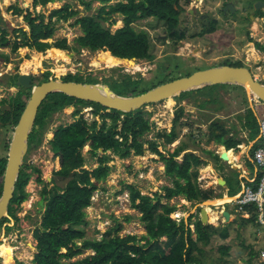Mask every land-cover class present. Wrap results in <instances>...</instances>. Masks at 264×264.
<instances>
[{"label": "trees", "instance_id": "16d2710c", "mask_svg": "<svg viewBox=\"0 0 264 264\" xmlns=\"http://www.w3.org/2000/svg\"><path fill=\"white\" fill-rule=\"evenodd\" d=\"M52 1L55 0H32L33 10L27 8L23 15L28 29L9 27L0 16V47L8 46L11 51H16L21 46L36 48L38 51L47 48L66 51L64 49L69 48L66 37L56 39L53 46L42 41L41 38L53 35L55 26L52 17H55V20H67L77 15L79 11L71 7L70 3L64 2L61 6L50 9L48 19L45 21L44 13L35 12L34 8L37 5L43 7ZM82 1L85 9L90 8L92 0ZM97 1L101 5L96 15L84 13L75 18L74 23L79 24L81 33L75 37L77 45L74 47H87L101 52L108 50L119 60L141 58L151 60L154 57L149 34L144 29L137 30L133 27L132 22L135 19L153 16L157 19L177 21L175 8V5H178L177 0H115L112 3H107L108 0ZM12 7L18 14L23 10L16 5ZM113 13L122 16L123 24L112 31L109 25H104L101 21L110 19L112 23ZM2 55L4 62L8 63V55L4 53ZM50 74L49 70L44 71L42 81L47 80ZM15 78V74L12 79L10 77V85H16ZM61 79L98 81L97 78L90 76L79 79L71 73L61 76ZM112 82H121L128 89L118 91L112 86ZM107 84L120 94H135L146 90L142 88L138 91L137 88L143 86L141 78L139 76L132 78L129 74L119 80L108 79ZM238 86L242 88L245 100V90L241 85ZM18 88L17 92L0 99V102L7 105L5 109L0 108V125L11 127L18 121L29 96V87L18 86ZM185 92L187 91L174 97H183ZM44 100L38 108L33 130L29 134L30 145L33 146L40 142L42 130L53 112L69 105H74L75 110L74 119L70 123L57 125L48 135V142L53 156L58 158L59 168L52 172L51 187H48L50 182L45 181L41 189V197L46 202L40 225L33 230L36 250L32 264H206V247L211 245L214 235L225 241L230 235L228 226L232 221L216 226L213 223H203L198 214L192 219L194 213H190L187 217L182 216L180 219L171 216L176 206L169 200L178 195L194 204L211 197L210 190L201 187L197 181L198 165L205 161L200 154L186 150L178 160L176 155L187 147L186 142H181L173 151L165 148V144L171 142L178 134L180 118L184 114L183 107L179 106L175 110L168 132L158 131L154 139L148 140V149L159 155V159L164 163V173L170 178L171 183L162 185L161 191H155L153 195L142 193L134 184H125L129 190L131 206L140 212L139 219L145 232L140 235L130 232L119 234L122 224L115 219V224L101 232L99 238H89L85 236L79 225L85 221V207L91 205L92 195L99 187V181L104 180L111 169L108 163L110 158L106 151L110 150L120 156H126L131 150L136 154L142 153L145 141L143 142L140 137L150 128L149 120L144 115V106L124 112L63 92L50 93ZM86 105L93 107L91 108L93 114L101 117V125H98L96 119L87 122L83 110L79 111ZM244 120V125L251 128L250 138H253L258 133V122L250 107L246 108ZM221 127L219 122L213 121L210 124L208 139L215 138L217 141H222L227 148L240 142L234 134L229 135L227 130ZM198 132L200 135L203 134L202 131ZM224 132L228 135L226 140L223 139ZM85 143H88L91 154L97 155V164L92 168L84 166L85 157L81 149ZM257 144H254L253 150ZM99 147L102 148L100 154ZM204 151L209 152L208 149ZM214 158H217V155ZM5 161L6 156L0 159V175L3 173ZM34 170L38 174L37 181L44 182L40 169L34 167ZM29 177V172L24 169L20 171L11 200L14 203H20L26 198L27 191L24 186ZM234 192L231 190L230 195ZM244 208L251 213L248 220L255 222L254 205L247 204ZM197 209L199 210V207ZM124 220H130V216L125 215ZM87 249H91L92 252L76 257ZM229 250L230 245L225 242L217 247L219 258L224 264H231L228 259ZM253 255H256V252L250 249L245 264H251Z\"/></svg>", "mask_w": 264, "mask_h": 264}, {"label": "rangeland", "instance_id": "374dc122", "mask_svg": "<svg viewBox=\"0 0 264 264\" xmlns=\"http://www.w3.org/2000/svg\"><path fill=\"white\" fill-rule=\"evenodd\" d=\"M1 1L3 0H0V15L2 18H4L6 24L9 27H24L25 29H28L27 22L23 19V16L16 14L10 9H7V7L1 4ZM31 1L32 0H15L14 3L17 4L18 2L23 9L26 6H29L30 9L32 8L31 10H33ZM114 1L115 0H111L110 2L112 3ZM64 2L70 3L71 7L79 11L78 14L69 17L67 20H55V17H52L55 26L53 35L47 38H41V40L46 41L50 44V46H53V42L56 39L66 37L68 39L69 48L64 50L71 52V55L56 62L54 59L46 57L47 49L43 51L40 50L39 53H41V55L39 58H37V53L35 52L38 50L36 48L21 46L18 47L16 51H11L10 47H0V97H7L14 93L17 89L15 86L9 89H6L7 87L4 86L5 81L9 77L10 73L14 71L30 72L36 76H39L42 70L43 72L49 70L51 72L50 76L57 78L71 73L74 74L75 77H79V79L90 76L105 83H107L108 79L119 80L121 77L129 74L132 76V78H138V76L141 78V85L143 86H139L137 88L139 91L142 88L147 89L160 82L187 75V73L189 74L193 72L194 69H202L210 66L208 63L203 62L197 67L188 68L187 71H179L178 69H175L173 63H171V60H168L170 58L168 55H170L173 49L171 47L166 48V45H160L161 41H159V38H157L158 33H163V23L159 22L158 19L153 16L139 17L132 22V25L135 29H144L148 32L152 43V52L155 55L153 59L149 61L145 58H142L132 60V62L118 60L117 64L113 66H105L104 63L96 66L91 61L101 60L100 58L102 55L105 53H111L108 50L101 52L99 50H90L87 47L75 48L74 46L77 45L75 37L81 33V28L79 24L74 23V20L78 15L84 13L96 15L101 3L97 0H92L90 8L85 9V5L82 0H56L51 3H46L43 7L38 5L36 8H34V10L35 12L40 11L41 13H44V19L46 21L48 19L49 10L53 7L61 6ZM175 8L177 9V5H175ZM32 15H34V12H32ZM111 20H113L112 23L110 22V19L102 20L101 22L104 25H109V28L112 31L123 24L122 16L119 13H113ZM238 20H242L241 16L238 18ZM254 21L257 22L256 19H254L252 22ZM262 28L261 35L264 36V23L262 24ZM243 48L244 51L241 50V48L238 50L236 47L229 49V51L238 55H242L243 53L245 58H258L261 62L264 60V56H262L264 52L260 51L262 49L257 48V45H255V48H253L252 41L243 45ZM1 53L8 55V63L4 62L3 55ZM253 56H255V58ZM37 62L39 63L37 64ZM24 63H28L30 65V68L27 69V71L23 69ZM165 63L168 64L167 68L163 67V64ZM236 63L239 62H230V64ZM250 69L251 71L255 70L253 66H250ZM169 70L170 73L168 74ZM138 73L141 74L138 75ZM255 73L258 78H261L262 75H259L258 72ZM38 80L40 79H36V81ZM112 86H114V88L118 91H126L128 89L121 82H112ZM232 90L234 91L233 93H237V102L234 104L230 103V96L228 99H225L226 103H230L233 106L228 107L224 111V114H227L230 111H236L234 114L235 120L233 122L235 127L233 132L236 134V132L241 133L239 122L241 121V118L244 117L246 112L245 107L247 105L243 99L242 88L236 84L216 83L198 88L196 90H189L184 93L185 95L183 97H172V99L169 101L164 99L145 105L143 110L144 115L147 117L150 124V128L140 137L143 142L145 141L143 143V149L145 151L140 154H136L133 152V150H131V152L126 156H120L112 151H106L110 158L109 164L111 165V169L105 179L99 181V187L92 195L91 205L85 207L86 218L85 221L79 225L84 231L85 236L89 238H99L101 236V232L115 224V219H117L122 224V228L118 232L119 234L130 232L140 235L144 233L145 230L142 227L141 221L139 219L140 212L137 208L131 206L129 190L125 184H134L140 189L142 193L153 195L155 191H161L160 188L162 185L171 183L170 178L164 173V163L161 159H159V155L148 149V140L154 139L158 130H162L163 132L169 130V126L166 125L170 123L168 122V119L174 115V112L178 107L177 103L180 101L187 102L188 99L192 100V102L183 104L184 116L187 118V120H185V125L191 126V128L193 127L191 132L203 130L206 127H208V131L210 125L207 126L206 124H208V120L211 117L204 119L201 117V114L192 112L191 110H193V108L190 109V107H193L194 104L197 105L196 101L201 102V105H206L208 102H213L214 105H218L219 97L214 96L212 93H215V91L232 92ZM91 108L93 107L86 105L80 108L79 111L82 112L83 110L87 118V122L96 119L98 125H101V117H98V114L94 115L91 111ZM74 110L75 107L73 105L71 107L65 106L53 112L42 130L40 142L33 146L28 152L26 162L24 161L22 166V169L30 173V177L25 184L27 196L20 203H14V215H12L13 218L10 217L6 222H2L0 224V264H19V262L22 264H32V258L36 250V240L33 237V230L35 227L40 225L41 215L45 208L46 202V200L41 197V189L45 181L50 182L48 187H51L52 172L59 168V161L57 157L53 156V151L48 142V135L55 130L57 125L70 123L74 119ZM258 114L259 116L261 115V110H258ZM195 115L196 117H194ZM213 119L217 120L219 117H213ZM108 120L109 119H107V121ZM217 121L219 122V120ZM221 121L222 125L226 127L230 123L226 122L225 120ZM119 127L120 123L117 125L118 129ZM243 128L244 130H247L245 127ZM189 134H184V130H181L179 136L175 138V141H172V144L170 145L166 144L165 148L171 151L175 145L179 144L178 139H180L181 142H186L188 147L196 150L197 153L206 155V153L203 151L207 145L205 144V137L201 139L202 144L199 142L194 143L189 139ZM10 137V129H7V132L2 134V138L3 140H7L10 139ZM173 142L175 143L174 146ZM3 150L4 148L0 147V155L4 153ZM81 151L85 157L84 166L86 168L94 167L97 164V155L91 154L88 143L83 145ZM98 153L100 154L101 152L99 151ZM178 156L181 158L180 156L182 155ZM34 167L40 169V174L44 182L37 181L36 177L38 174L37 171L34 170ZM169 202L174 203L176 206L175 211L171 213L172 217L180 219L182 216L187 217L190 213H194L195 215L192 218L194 219L197 214L200 216L199 210L197 208L198 206H202L201 204L204 202V200L196 206V204L185 200L181 195H178L170 199ZM217 203L219 202L217 201L214 203L216 205L211 204V207L214 210L219 208L220 212V205ZM224 205L226 206V209L229 208L231 211H233L232 204L227 203ZM220 214L219 220H216L215 222L210 221L209 223H219V225H223L228 220V222L232 221L228 226L230 235L225 241H222L217 235H214L211 245L206 247L207 250L205 254V263L224 264V262L219 258L220 254L219 251H217V247L220 243L225 242L230 245L228 259L231 264H245V259L249 257L250 249L256 252V255H253L252 257L251 264H264V260L260 257V255L258 256V250L264 248V225L258 226L257 223L249 220H245V222H243L242 217L236 215L235 212L229 219H225L222 212ZM125 215H129L130 220H124ZM205 218L208 220L206 214ZM233 218L234 220H232ZM88 252H92V250L87 249L84 253L79 254L76 257H81ZM9 256H11V258H9Z\"/></svg>", "mask_w": 264, "mask_h": 264}, {"label": "flooded vegetation", "instance_id": "af4514ba", "mask_svg": "<svg viewBox=\"0 0 264 264\" xmlns=\"http://www.w3.org/2000/svg\"><path fill=\"white\" fill-rule=\"evenodd\" d=\"M110 1L111 0H108L107 3H109ZM257 1L258 0H177L178 5L176 9V22L158 19L159 22L163 23V33L157 34V38H159V41H161L160 45H166V48L171 47L173 49L170 55H168L170 57L168 60H171L174 68L178 69L179 71H187L188 68L197 67L203 62L208 63L210 66L230 64V62H239L242 65L247 66L252 74H255V72H261V70L264 69V60L261 62L258 58H245L243 53L242 55H238L229 51V49L233 47H236L238 50L240 48L241 50H243V45L248 44L250 41H252L253 48H255V45H257V48L262 49L260 51L264 52V36L261 35V29H263L262 24L264 23V0H259L262 2V5L259 8L255 6ZM240 16L242 18L241 21L238 20ZM254 19H256L257 22H252ZM262 56H264V54ZM253 57L255 58V56ZM145 59L149 60L147 58ZM165 64H163V67L167 68L168 64ZM250 66H253L255 70L251 71ZM169 73L170 70L168 74ZM10 74H15V72ZM140 74L141 73H138V75ZM43 77V70L41 71V74L39 76L32 74L31 85L41 82ZM36 79L40 80L36 81ZM8 83H11V80H9ZM31 85L28 86L29 94ZM15 88H17L15 92H17L19 90L18 86H15ZM212 94L219 97V107H217V105H214L213 102H208L206 105H201V102L196 101L197 105L194 104L193 110L191 111L201 114V117L204 119H208V117H211L208 120V124H206L207 126L210 125L213 121L218 122L217 120H219V124L222 126L221 128L226 129L229 135H233V131L235 128L233 122L235 120L234 114L236 111H230L227 114H224L223 108L225 107V105H232L237 102V93H232L230 91H215V93L213 92ZM228 96L231 97L230 103L232 104L225 102V99H227ZM187 102H192V100L188 99ZM0 108L5 109L7 108V105L0 102ZM217 116L219 117V119L214 120L213 117L216 118ZM194 117H196V115ZM221 120H225L226 122L230 123L226 127L222 125ZM8 126L0 125V147L4 148V153L0 155V159L6 156V161L10 139L3 140L2 134L6 133L7 129H10V133H12L14 125L11 127ZM207 128L208 127L204 128L202 132L208 135L210 128L208 129V131ZM191 130H193V127L191 128V126H187L185 133L189 134L191 133ZM220 133L221 130L219 129V134ZM222 135L225 136L226 133L224 132ZM198 137H200V135ZM6 142L7 146H5ZM32 147L33 145H30V140L28 137V147L24 155L25 162L28 152ZM143 151L145 150L143 149ZM22 168L23 167L20 168V171L22 170ZM2 175L3 173L0 175V194L2 190ZM15 187L13 190V194L15 191ZM11 200L7 205V215L0 218V221L3 223L6 222L8 218H13L12 215H14V202Z\"/></svg>", "mask_w": 264, "mask_h": 264}, {"label": "water", "instance_id": "95a60500", "mask_svg": "<svg viewBox=\"0 0 264 264\" xmlns=\"http://www.w3.org/2000/svg\"><path fill=\"white\" fill-rule=\"evenodd\" d=\"M261 5L262 2L259 0L255 4L257 8ZM128 61L132 62V60ZM15 74L16 85L23 87L31 85L32 73L21 71L15 72ZM262 80H264V76H262V79L255 78L245 65L234 66L230 64H219L197 69L187 75L160 82L135 94L117 93L107 83L101 81L63 80L54 76H50L47 80L39 83L32 84L25 106L18 121L13 126L8 144L7 161L2 175L0 218L7 215V205L13 197L15 183L24 162L29 134L34 127L38 108L48 94L63 92L69 96L99 102L103 106L128 112L150 103L167 98L172 99V97L184 91L196 90L216 83L241 85L250 97L256 96L264 101V81ZM6 87H10L9 83H7ZM68 107H71V105ZM99 151H102L101 147H99ZM225 151L220 153V157L224 160H226ZM223 212L229 214L227 209H222ZM199 213L200 220L203 223L210 222L205 220L203 206H199Z\"/></svg>", "mask_w": 264, "mask_h": 264}, {"label": "crops", "instance_id": "0c3cea01", "mask_svg": "<svg viewBox=\"0 0 264 264\" xmlns=\"http://www.w3.org/2000/svg\"><path fill=\"white\" fill-rule=\"evenodd\" d=\"M14 2H15V0L14 1L13 0H7V1L3 0V1H1V4L4 5L5 7H7V9H10L13 12H14V9L12 7L13 5H16L17 7L22 8V6H20L18 2H17V4L14 3ZM52 2H54V1H52ZM48 3H51V2H48ZM31 6H32V1H31ZM27 8L30 9L29 6H26L24 9L22 8L23 10L20 13V15L23 16L26 13ZM35 8H36V6H35ZM16 14H18V13H16ZM11 73H13V72H11ZM258 73H259V75L264 76V69L261 70V72H258ZM13 76H14V74H10L9 75V77L5 81L4 86H7V83L9 82V80H11L10 77L12 78ZM262 76H261V79H262ZM256 77L257 76H256V73H255V78ZM11 87H14V85H11L9 88H11ZM233 92L234 91L232 90V93ZM228 98H229V96H228ZM245 102L247 104L245 109L247 107H250L253 110V113L255 114V116L257 118V122H258V119L260 117L259 114H258V110H261V106L258 105V107L255 108V106L252 105L251 97L249 95H247V93H245ZM185 103H186V101H180L179 103H177V106L178 107L179 106L183 107L184 106L183 104H185ZM231 106H233V105H225V107L223 108V111H225L228 107H231ZM217 107H219V104L217 105ZM192 108L193 107H190V109H192ZM183 110H184V107H183ZM173 116L174 115H172V117H169L168 122H170V123L166 125V126H169V130L171 128L170 125H171V121L173 119ZM185 120H187V118L183 114L181 116V118H180V122L181 123H180V127H178V134L176 135L175 138H177L179 136V133H180L181 130H184V134H186L185 130H186L187 126L185 125L186 124ZM244 121L245 120H244V117H243V118H241V121L239 122V125H240L239 128L241 129V133H238V132H236V134L234 133V136L236 138L240 139L239 143L227 148L223 144L222 141H217L215 138H209L208 139V135L207 134L203 133V134L200 135L198 131L201 132L202 130H197V131L191 132L189 134V139L191 141H193L194 143H198L199 142L200 144H202V140L201 139L203 137H205V141H206L205 144H207V145L205 146L204 149H208L209 152L207 153L203 149V151L206 153V155H202L200 153H197L196 150L191 149L190 147H188V144H187V147L184 148L183 150H181L179 152V154H178V155H182L183 152L186 151V150L187 151H192L194 153L200 154V156L203 158V160H205V161H203V163L198 165L197 181H198V183L200 184L201 187H203L204 189L210 190V192H211V197L210 198H221V197H224V196L231 197V196L235 195L242 188L243 185H248V184L249 185H254V181H252L251 179L254 178V180L256 181V179H257V177H258V175L260 173V168L257 167L256 163L254 162V157H253V151H254L253 150V146L256 143L259 144V138H258L259 130H258V133L253 138H250L251 128H249L248 126H245L244 125ZM243 127H245V129H247V130H244ZM158 131H162V130H158ZM168 131H166V132H168ZM197 132L200 135V137H198L199 135L197 134ZM196 135H198V136H196ZM227 136H228L227 134L225 136L223 135V139L226 140ZM175 138L172 141H175ZM246 139H247V142H246ZM172 141L168 142L166 144L170 145V144H172ZM178 141H179V144H180L181 140L178 139ZM166 144H165V146H166ZM174 144L175 143L173 142V146H174ZM179 144L175 145V147H177ZM258 144H257V146H258ZM175 147H173V149L171 151H173L175 149ZM220 147H222V150H220ZM229 149H231L233 151V153L235 154L234 155L235 156L234 164L230 163L229 155H226V160H224L223 158L220 157V153L223 150L227 151ZM178 155H176V159L180 160ZM215 155H217V158H214ZM219 177H221L223 179L222 183H219L217 181L219 179ZM231 190L235 191L232 195H230V191ZM199 204H200V202L196 203V206L199 205ZM217 204L220 205V211L221 212H222V209H226V206L224 204H227V203H223L222 204L220 202V203H217ZM231 204H232V207H233V211H231L229 208L227 209L231 216L235 212L236 215L242 217V221L243 222H245V220H248V217L251 214L248 210H246L245 208H243V210L238 209L237 206L235 205V203H231ZM212 205H216V204H212ZM217 210L216 211L218 213V217H217L216 220H219V214H220L219 208H217ZM232 220H234V218ZM228 221H226V222H228ZM254 223H257L258 226L262 225V224H260L257 221V219H255ZM214 225L220 226L219 223H217V224L214 223Z\"/></svg>", "mask_w": 264, "mask_h": 264}, {"label": "built area", "instance_id": "2783aa9c", "mask_svg": "<svg viewBox=\"0 0 264 264\" xmlns=\"http://www.w3.org/2000/svg\"><path fill=\"white\" fill-rule=\"evenodd\" d=\"M251 100L252 105L255 106V108H257L258 105L261 106V115L258 119L259 144L253 151L254 162L257 167L260 168V173L256 181L254 178L251 179L254 181V185H243L235 195L229 198V200L222 201L221 203H235L237 208L241 210H243L244 205H254L256 219L260 224L264 225V101L256 96L251 97ZM259 255L264 259V248L259 250Z\"/></svg>", "mask_w": 264, "mask_h": 264}, {"label": "bare ground", "instance_id": "6f19581e", "mask_svg": "<svg viewBox=\"0 0 264 264\" xmlns=\"http://www.w3.org/2000/svg\"><path fill=\"white\" fill-rule=\"evenodd\" d=\"M7 1V0H6ZM35 53L36 54V57L39 58V56L41 55V53H39V51H36ZM71 54L68 53L67 51H61V50H56V49H50V48H47V51H46V57H50L52 59H54L56 62L58 60H61V59H64L65 57H69ZM101 60H93L91 61L94 65L96 66H99L100 64L104 63L105 66H113L115 64H117V61L119 60L118 58L112 56L111 54H104L102 55V57L100 58ZM131 62V61H130ZM39 62H37L38 64ZM90 66V65H89ZM92 66V65H91ZM30 68V65L28 63H24L23 64V69L25 71H27V69ZM167 101H169L167 99ZM168 106V105H167ZM171 107V106H170ZM164 112V111H163ZM163 114V113H162ZM169 120V119H168ZM160 121V120H159ZM220 150H222V147H220ZM224 151V150H223ZM225 155H229L230 157V163L231 164H234V159H235V154L233 153V151L231 149L225 151ZM217 181L219 182H222L223 180L221 178H219ZM230 197L228 196H224V197H221V198H212V199H207V200H204V202H202V206H203V211H204V214H206L207 218L209 221H212V222H215L217 217H218V213L216 210H214L212 207H211V204H214L216 203L217 201L220 203L222 201H226L228 200ZM221 213V211H220ZM223 216L225 219H229L231 217L230 213H226V212H223ZM3 247V246H2Z\"/></svg>", "mask_w": 264, "mask_h": 264}, {"label": "clouds", "instance_id": "9594fccd", "mask_svg": "<svg viewBox=\"0 0 264 264\" xmlns=\"http://www.w3.org/2000/svg\"><path fill=\"white\" fill-rule=\"evenodd\" d=\"M253 76H254V74H253ZM255 77V76H254ZM256 78H258V77H256ZM261 79V78H260ZM262 81H264V80H262ZM10 85V84H9ZM11 86V85H10ZM16 86V85H15ZM18 86V85H17ZM175 218V217H174Z\"/></svg>", "mask_w": 264, "mask_h": 264}]
</instances>
